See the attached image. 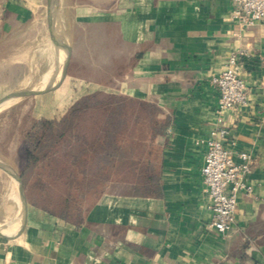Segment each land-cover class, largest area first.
I'll return each instance as SVG.
<instances>
[{"label": "crops", "instance_id": "obj_1", "mask_svg": "<svg viewBox=\"0 0 264 264\" xmlns=\"http://www.w3.org/2000/svg\"><path fill=\"white\" fill-rule=\"evenodd\" d=\"M36 1L0 0V73L20 74L0 83V101L39 78ZM234 7L235 0H56L54 24L98 35L101 72L109 73L98 88L156 102L173 117L163 191L105 194L76 225L31 204L23 215V198L0 168V264H264V21L241 30ZM43 44L54 56L50 37ZM240 52L249 104L225 113L226 146L236 163L242 153L250 157L253 190L239 196L235 226L223 236L209 228L206 146L198 140L216 126L219 91L211 79ZM10 156L0 163L24 166Z\"/></svg>", "mask_w": 264, "mask_h": 264}, {"label": "trees", "instance_id": "obj_2", "mask_svg": "<svg viewBox=\"0 0 264 264\" xmlns=\"http://www.w3.org/2000/svg\"><path fill=\"white\" fill-rule=\"evenodd\" d=\"M172 124L173 117L156 102L103 90L76 97L60 115L39 121L35 114L31 129L20 134L25 164L19 173L27 185L31 173L50 166L46 180L39 173V202L30 204L81 225L105 194L160 197ZM0 145V156L8 159Z\"/></svg>", "mask_w": 264, "mask_h": 264}, {"label": "rangeland", "instance_id": "obj_3", "mask_svg": "<svg viewBox=\"0 0 264 264\" xmlns=\"http://www.w3.org/2000/svg\"><path fill=\"white\" fill-rule=\"evenodd\" d=\"M39 5L38 9H34L36 17L39 19V26L42 25V37L39 42V53L36 60L39 62V78L31 81L25 90L34 89L38 85H45L54 82L62 71L63 60L60 58V50L58 46L56 49V56H52V51L42 52L40 45L51 39L50 23L48 18L47 0H37ZM57 10V9H56ZM60 13V12H59ZM59 34L56 36L59 40V47L64 49L67 53V63L65 70V77L60 85L52 92L42 94L39 96H30L22 99H16L10 102L7 106L0 109V113H6L0 117V143L2 147L11 148L12 163L19 166L24 164L23 153L20 150L22 143V132L30 130L33 124V116L39 113V121L42 116H49L50 114H62L67 110L71 102L79 96L88 94L97 90L106 92H116L115 89H102L98 88L101 81H105L109 77V73L101 72L100 64V43L97 34L84 35L82 29L74 32V27L69 25H60ZM47 44V43H46ZM5 47H0V52H4ZM53 48V46H52ZM9 49V48H8ZM6 49V51H9ZM54 53V51H53ZM57 58V60H56ZM25 69V66H24ZM22 71L26 73V69ZM48 69H51L47 72ZM59 70L57 77L48 82ZM24 73L22 75H24ZM16 72L12 71L10 74L0 73V83L9 85L13 83L15 76H19ZM45 75V76H44ZM47 76V77H46ZM44 80V81H43ZM43 81V83H42ZM86 85V87H84ZM20 91V90H19ZM1 146V145H0ZM14 150V151H13ZM45 167L40 168L29 175L28 184H24L27 201L39 202V173H41L44 180L47 179V168L49 164L46 163ZM15 170V169H14ZM19 173V170H16ZM14 184V181H13ZM15 193L18 196L19 190L14 185ZM58 195H55V201ZM3 226V225H0Z\"/></svg>", "mask_w": 264, "mask_h": 264}, {"label": "built area", "instance_id": "obj_4", "mask_svg": "<svg viewBox=\"0 0 264 264\" xmlns=\"http://www.w3.org/2000/svg\"><path fill=\"white\" fill-rule=\"evenodd\" d=\"M233 19L241 30H247L264 21V0H235ZM245 52L229 56L223 70L212 77L211 84L219 91L216 108V126L208 138L198 140L206 146L201 169L212 219L209 228L226 236L235 226L242 193L251 194L253 187L248 183L252 172V161L246 153L236 163L226 142L229 128L225 123L228 110L249 104L246 81L240 70V60Z\"/></svg>", "mask_w": 264, "mask_h": 264}, {"label": "water", "instance_id": "obj_5", "mask_svg": "<svg viewBox=\"0 0 264 264\" xmlns=\"http://www.w3.org/2000/svg\"><path fill=\"white\" fill-rule=\"evenodd\" d=\"M55 2H56V0H47V9H48V18H49V23H50L52 46H53L54 54L56 56V49L55 48L57 46H59V40L57 39V37L55 35V30H54V6H55ZM56 60H57V58H56ZM65 70H66V66H65L63 74H62L61 78L58 80V82L48 89L41 90V91H38L35 89L15 91V92H12L11 94L5 96L4 98L9 97V98L22 99V98H26V97H30V96H39L42 94L52 92L53 90H55L60 85V83L64 79V77L66 75ZM0 168L5 170L8 173L13 172L16 175V177L18 178V180L21 184V192H22V198H23L22 214L25 215L27 208L29 206V203L27 201V196H26L25 188H24V182H23L21 176L18 174V172L16 170H14L12 167H10L8 165L0 163Z\"/></svg>", "mask_w": 264, "mask_h": 264}, {"label": "bare ground", "instance_id": "obj_6", "mask_svg": "<svg viewBox=\"0 0 264 264\" xmlns=\"http://www.w3.org/2000/svg\"><path fill=\"white\" fill-rule=\"evenodd\" d=\"M54 30H55L56 33H58L60 31L59 25L56 24V21H55V24H54ZM58 48L60 50V58H62V60H63V66H62V71H61L60 75L58 76V78L54 82L50 83L51 85H49V84L38 85L37 87L34 88L35 90L41 91V90L48 89V88L52 87L54 84H56L58 82V80L61 78V76L63 74V71L65 69L66 63H67V56L68 55H67V53H66V51L64 49L60 48L59 46H58ZM58 71L59 70H57V72L55 74H53V76H51V78H48L49 79L48 82L51 81L52 79H54L55 77H57V75L59 73ZM43 81H42V83H43ZM16 99L17 98H9V97L2 99L0 101V109L5 107V106H7L10 102H12V101H14ZM10 175L12 177V180L14 181V185H16L18 190H19L18 193L21 194V196H22L21 184H20L18 178L16 177V175L13 172H10Z\"/></svg>", "mask_w": 264, "mask_h": 264}]
</instances>
